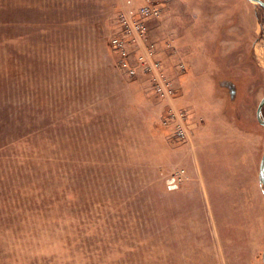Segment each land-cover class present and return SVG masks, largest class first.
<instances>
[{
    "label": "rangeland",
    "instance_id": "rangeland-1",
    "mask_svg": "<svg viewBox=\"0 0 264 264\" xmlns=\"http://www.w3.org/2000/svg\"><path fill=\"white\" fill-rule=\"evenodd\" d=\"M263 96L249 0H0V264H264Z\"/></svg>",
    "mask_w": 264,
    "mask_h": 264
},
{
    "label": "built area",
    "instance_id": "built-area-1",
    "mask_svg": "<svg viewBox=\"0 0 264 264\" xmlns=\"http://www.w3.org/2000/svg\"><path fill=\"white\" fill-rule=\"evenodd\" d=\"M154 9V11L156 10L155 7H150L148 5H142L140 6L136 11L131 10V12H137L138 15L140 16H148L151 12V10ZM156 14H158V11L155 12ZM124 16V13H122ZM121 20V24L124 26V29L126 28L127 32H130V26L132 27V24L128 25L125 21L124 18L120 17ZM139 28L142 26L138 23ZM142 28V27H141ZM113 42L115 43V45H117L119 48L122 49V52L125 53V45L123 44V42L117 38L116 36L113 37ZM138 66H141L145 71H153L155 74H153L150 77V82H151V86L152 89L159 94L161 97L166 98V97H171L174 94L173 88L169 87L170 83L169 81L165 78V76H159L156 74V71L159 67V63L152 60L151 59V55L147 56V55H138L137 57ZM121 64L123 66V68L127 69L129 73L133 74L135 72V68L133 65H130L128 63V61L123 57L121 59ZM182 115H179V113H176L173 115V117H176L182 120L183 118H185V114L182 112ZM179 116V117H178ZM175 133L176 135L183 139L188 137V131H187V126L184 124V121H180L178 124H175ZM181 181V176L177 173V174H172L167 180H166V184H167V188L170 190L176 189L179 186V183Z\"/></svg>",
    "mask_w": 264,
    "mask_h": 264
},
{
    "label": "water",
    "instance_id": "water-1",
    "mask_svg": "<svg viewBox=\"0 0 264 264\" xmlns=\"http://www.w3.org/2000/svg\"><path fill=\"white\" fill-rule=\"evenodd\" d=\"M249 1L256 3V4H259L264 9V1L263 0H249ZM263 107H264V96L260 99V101L257 105V108H256V118H257L258 122L260 123V125H262V126H264V117H263V113H262ZM258 181H259V184L262 188V193L264 195V149H263V153H262L260 163H259Z\"/></svg>",
    "mask_w": 264,
    "mask_h": 264
}]
</instances>
